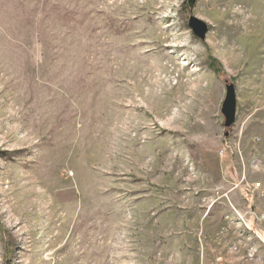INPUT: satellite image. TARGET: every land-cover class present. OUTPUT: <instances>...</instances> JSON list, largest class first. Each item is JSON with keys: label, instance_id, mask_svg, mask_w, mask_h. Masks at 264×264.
Segmentation results:
<instances>
[{"label": "rangeland", "instance_id": "obj_1", "mask_svg": "<svg viewBox=\"0 0 264 264\" xmlns=\"http://www.w3.org/2000/svg\"><path fill=\"white\" fill-rule=\"evenodd\" d=\"M187 5L0 0V264H264V0Z\"/></svg>", "mask_w": 264, "mask_h": 264}, {"label": "water", "instance_id": "obj_2", "mask_svg": "<svg viewBox=\"0 0 264 264\" xmlns=\"http://www.w3.org/2000/svg\"><path fill=\"white\" fill-rule=\"evenodd\" d=\"M198 0H188V5L191 9H193ZM189 26L194 32L195 36L200 40H206L208 34L210 33V26L205 21L196 18L195 16L189 18ZM236 92V87L232 83H226V97L223 103L222 113L225 117V128L231 129L235 122L237 121V105L238 98ZM226 136L229 135L228 132H225Z\"/></svg>", "mask_w": 264, "mask_h": 264}, {"label": "trees", "instance_id": "obj_3", "mask_svg": "<svg viewBox=\"0 0 264 264\" xmlns=\"http://www.w3.org/2000/svg\"><path fill=\"white\" fill-rule=\"evenodd\" d=\"M213 67H214V69L216 70V72H217L218 74H220V75H225L223 69H221L219 66H216V64H215V65H213Z\"/></svg>", "mask_w": 264, "mask_h": 264}, {"label": "built area", "instance_id": "obj_4", "mask_svg": "<svg viewBox=\"0 0 264 264\" xmlns=\"http://www.w3.org/2000/svg\"><path fill=\"white\" fill-rule=\"evenodd\" d=\"M258 187H260V185H258Z\"/></svg>", "mask_w": 264, "mask_h": 264}]
</instances>
